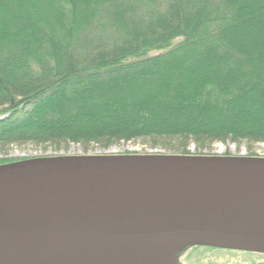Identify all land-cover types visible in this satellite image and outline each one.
I'll return each instance as SVG.
<instances>
[{
  "label": "trees",
  "instance_id": "obj_1",
  "mask_svg": "<svg viewBox=\"0 0 264 264\" xmlns=\"http://www.w3.org/2000/svg\"><path fill=\"white\" fill-rule=\"evenodd\" d=\"M139 139L264 143V0H0V146Z\"/></svg>",
  "mask_w": 264,
  "mask_h": 264
},
{
  "label": "water",
  "instance_id": "obj_2",
  "mask_svg": "<svg viewBox=\"0 0 264 264\" xmlns=\"http://www.w3.org/2000/svg\"><path fill=\"white\" fill-rule=\"evenodd\" d=\"M102 241L264 254V159L83 156L0 167V251Z\"/></svg>",
  "mask_w": 264,
  "mask_h": 264
},
{
  "label": "rangeland",
  "instance_id": "obj_3",
  "mask_svg": "<svg viewBox=\"0 0 264 264\" xmlns=\"http://www.w3.org/2000/svg\"><path fill=\"white\" fill-rule=\"evenodd\" d=\"M179 141H170L167 139H139L131 142H120L108 149L98 146H91V151L85 154L80 145H65L62 149L55 147H39L33 143L22 145L0 146V161L17 160L23 162V159H45L59 157H83V156H140L157 157L176 155ZM190 156L194 157H253L264 159V143H213L208 146L198 148L191 144L188 148ZM19 162H13L15 164ZM5 166V165H0ZM199 249V246H193L188 249L175 250L172 253L165 254L159 259V264H264V254L257 252L223 249L222 252L211 249Z\"/></svg>",
  "mask_w": 264,
  "mask_h": 264
},
{
  "label": "bare ground",
  "instance_id": "obj_4",
  "mask_svg": "<svg viewBox=\"0 0 264 264\" xmlns=\"http://www.w3.org/2000/svg\"><path fill=\"white\" fill-rule=\"evenodd\" d=\"M180 244L151 241H102L5 249L0 264H159V257Z\"/></svg>",
  "mask_w": 264,
  "mask_h": 264
}]
</instances>
